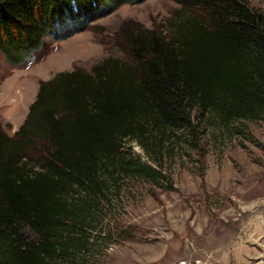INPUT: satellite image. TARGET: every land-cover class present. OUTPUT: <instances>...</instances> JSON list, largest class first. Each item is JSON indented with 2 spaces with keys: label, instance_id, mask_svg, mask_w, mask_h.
Returning <instances> with one entry per match:
<instances>
[{
  "label": "trees",
  "instance_id": "obj_1",
  "mask_svg": "<svg viewBox=\"0 0 264 264\" xmlns=\"http://www.w3.org/2000/svg\"><path fill=\"white\" fill-rule=\"evenodd\" d=\"M138 1L0 0V52L21 65L48 37ZM178 2L169 29L124 24L120 54L42 80L14 135L0 123V264H64L84 246L91 202L73 191L97 201L125 177L165 178L127 142L161 154L208 115L264 121V12L250 0Z\"/></svg>",
  "mask_w": 264,
  "mask_h": 264
},
{
  "label": "rangeland",
  "instance_id": "obj_2",
  "mask_svg": "<svg viewBox=\"0 0 264 264\" xmlns=\"http://www.w3.org/2000/svg\"><path fill=\"white\" fill-rule=\"evenodd\" d=\"M250 2L264 12V0ZM179 8L178 0L113 7L82 21L86 27L71 37H48L31 59L17 66L0 52L3 130L14 135L19 129L42 80L75 67L90 70L120 54L117 33L124 24L169 29ZM130 145L165 178L125 177L97 201L73 191L76 203L91 202L83 213L86 242L62 263L264 264V121L222 125L208 115L193 130L177 131L161 154L132 141L126 150Z\"/></svg>",
  "mask_w": 264,
  "mask_h": 264
}]
</instances>
